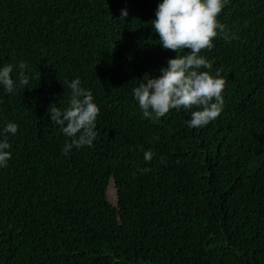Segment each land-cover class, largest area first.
<instances>
[{
  "label": "trees",
  "instance_id": "trees-1",
  "mask_svg": "<svg viewBox=\"0 0 264 264\" xmlns=\"http://www.w3.org/2000/svg\"><path fill=\"white\" fill-rule=\"evenodd\" d=\"M160 2L0 0V64L31 69L29 85L0 86V131L19 125L0 168V264H264V0L219 15L201 54L222 68L225 105L199 128L190 111L145 117L132 94L176 55L151 27ZM76 77L98 136L64 155L48 113Z\"/></svg>",
  "mask_w": 264,
  "mask_h": 264
},
{
  "label": "clouds",
  "instance_id": "clouds-1",
  "mask_svg": "<svg viewBox=\"0 0 264 264\" xmlns=\"http://www.w3.org/2000/svg\"><path fill=\"white\" fill-rule=\"evenodd\" d=\"M226 3L227 0H161L158 4L151 27L159 34V45L176 55L168 59L166 67L160 68L158 76L146 74L132 89L145 117L153 114L162 117L170 110L190 111L187 126L199 128L222 113L226 86L222 68L214 69L213 62L201 51L210 50L214 38L224 33L225 25L218 17ZM128 15V9H122L119 20L124 21ZM30 71L28 63L22 59L15 64H0V86L7 93H13L18 86L15 77H19V85H29ZM68 88L71 94L67 107L62 106V101L61 106L53 103L48 113L53 125L71 138L61 149L64 155H69L74 147L93 145L98 136L100 113L92 90L83 86L80 77L68 82ZM193 106L197 110H192ZM18 129V123L8 121L0 131V168H6L12 159L10 137L15 136ZM155 156L151 149L143 151V159L147 162ZM150 171V168H143L141 174Z\"/></svg>",
  "mask_w": 264,
  "mask_h": 264
},
{
  "label": "rangeland",
  "instance_id": "rangeland-1",
  "mask_svg": "<svg viewBox=\"0 0 264 264\" xmlns=\"http://www.w3.org/2000/svg\"><path fill=\"white\" fill-rule=\"evenodd\" d=\"M113 194V193H112Z\"/></svg>",
  "mask_w": 264,
  "mask_h": 264
}]
</instances>
